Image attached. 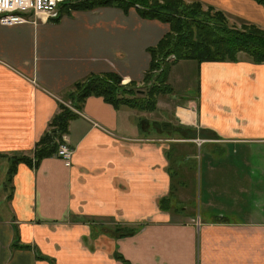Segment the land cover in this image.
Masks as SVG:
<instances>
[{
  "label": "crops",
  "instance_id": "obj_1",
  "mask_svg": "<svg viewBox=\"0 0 264 264\" xmlns=\"http://www.w3.org/2000/svg\"><path fill=\"white\" fill-rule=\"evenodd\" d=\"M186 1L264 29L257 0ZM168 27L115 7L0 25V264H264V63L244 53L196 63L194 98L160 95L151 112L97 96L81 110L66 102L91 76L142 84ZM60 104L77 113L63 138L70 165L57 155L18 163L5 189L12 157L33 159ZM174 146H190L201 171L205 155L217 158L224 170L201 190L233 197L212 208L206 193L204 216H188L173 194L185 182Z\"/></svg>",
  "mask_w": 264,
  "mask_h": 264
},
{
  "label": "trees",
  "instance_id": "obj_2",
  "mask_svg": "<svg viewBox=\"0 0 264 264\" xmlns=\"http://www.w3.org/2000/svg\"><path fill=\"white\" fill-rule=\"evenodd\" d=\"M257 1L264 4V0ZM100 7H115L126 12L135 8L141 18L157 20L169 26L160 41L149 48L151 61L143 79L145 84L149 81L148 76L151 75L152 70H161L155 75L154 87H163L153 91L149 89L146 94H140L138 97L137 94L133 95V84H130L128 89L122 85V78L115 73L91 76L75 83L68 92L71 106L76 110L82 109L88 97L97 96L116 108L128 106L140 111H154L157 98L173 92L168 83L170 66L182 60H194L198 63L235 62L238 54L244 53L254 63H264V29L249 23H245L246 25L240 29L229 27L223 12L217 10L211 14L210 7H208L210 11L205 12L201 9L200 1L81 0L72 5V10H92ZM171 55L174 56V60L165 65L164 58ZM76 117L77 113L69 107L64 104L59 105L58 112L35 145L33 159L22 156L12 157L8 178L4 183L5 189L11 186L10 182L18 163L29 162L37 166L42 159L57 154L60 144L64 143V136L68 133L69 122Z\"/></svg>",
  "mask_w": 264,
  "mask_h": 264
},
{
  "label": "rangeland",
  "instance_id": "obj_3",
  "mask_svg": "<svg viewBox=\"0 0 264 264\" xmlns=\"http://www.w3.org/2000/svg\"><path fill=\"white\" fill-rule=\"evenodd\" d=\"M75 1H81V0H75ZM201 9L204 10L205 12L210 11L208 9V7L203 5V4H202ZM210 9H211V11H210L211 14H214L217 11L216 9H212V8H210ZM225 19H226L225 20L226 24L229 27H236V28L240 29V28H243L244 25H246L245 23H242L238 19V17H231L230 18L228 15L225 14ZM173 60H174V56L171 55L168 58L165 57L163 63H165V65H166L167 63H170ZM189 61H192V62H189ZM196 63L198 64V62H196L194 60H182V61L176 62L170 66L169 73H168V82L172 88V91H173L172 93L174 95L175 100L176 99L177 100L178 99H186V98H190V97L194 98V94H196V90L194 88L196 86V81H198V78H199ZM160 71L161 70H155V69L152 70V72H150L151 75L148 76L149 81L145 82V84L142 82V84H140L138 86L133 85V95L136 96V94H137V96L139 97L140 94L141 95L146 94V92L149 89H151L152 91H153V89H162L163 86H158V88L154 87V86H156V82H155L156 76L155 75L158 74ZM154 76H155V78H154ZM122 85H124L128 89L131 86L130 83L129 84L128 83L122 84ZM167 97H170V96L164 95V96H161L160 98H162V99L166 98L162 101L169 102L170 104H173V102L171 100L167 99ZM138 99H141V98H138ZM157 101H158V99H157ZM66 102H68V103L71 102V100L69 99L68 93L66 95ZM70 106H71V104H70ZM169 111H170V109H169ZM153 115H155V113H153ZM251 147H248V149H250ZM245 149H246L245 147L238 146L239 152H241ZM178 150H183L182 151L183 155H181L178 158H172V157H174V155L177 153ZM202 152L203 151H201V154H202ZM193 154H194V151L190 146L183 148V149H180V148L174 146L171 149L170 159L172 161L175 160V161H173L174 163L180 162V166L178 169H180L181 171H184L183 179L185 180L184 184L180 185L182 187V189L175 188L173 190V194H177V198L179 196L180 198L183 199L184 203H182L180 208H183L184 212H186V214L188 216H194L196 219H199L200 215L204 216V202H205V198H206V193L209 195H212V200H213V202H212L213 207L212 208H220V206L224 205L226 202H228V198L233 197L234 194L232 193V195L227 196L226 195L227 191L224 194V191L222 190L223 188L217 189V188L211 187V189H210L211 191H205V189L201 190V183L202 182L206 183L207 177L209 178V181H211L212 183H217L216 176L222 173L219 170H224V168H223L224 166L222 164L218 165L219 160H217V158H213L212 156L210 158V156L205 155L204 160H203L204 165L202 166L203 170L201 171L200 164L199 165L197 164V166L194 167V165H195L194 156L195 155H193ZM186 155H189V156L193 155V157H192V159L187 158ZM199 160H200V158L198 159V162H199ZM240 160H241L240 157H238L239 162H240ZM208 167L210 169L212 167H214V170L211 169L209 172ZM213 172H215V173H213ZM236 191H237V197H236L237 201L231 200L229 202L236 204V212L238 213V203H239L238 201H240V197L244 198V195L240 196V193L238 194V189H236ZM220 195H222V197ZM207 201L212 206L210 199H207ZM208 210H209V208H208ZM238 215H237V219H238Z\"/></svg>",
  "mask_w": 264,
  "mask_h": 264
},
{
  "label": "built area",
  "instance_id": "obj_4",
  "mask_svg": "<svg viewBox=\"0 0 264 264\" xmlns=\"http://www.w3.org/2000/svg\"><path fill=\"white\" fill-rule=\"evenodd\" d=\"M75 0H0V25L13 26L29 22L31 15L57 20L61 16L62 8L72 11ZM73 151L62 143L57 156L64 160L67 166L71 163Z\"/></svg>",
  "mask_w": 264,
  "mask_h": 264
}]
</instances>
